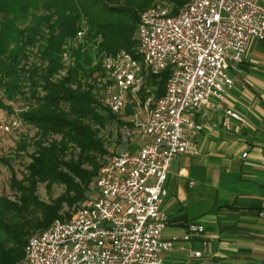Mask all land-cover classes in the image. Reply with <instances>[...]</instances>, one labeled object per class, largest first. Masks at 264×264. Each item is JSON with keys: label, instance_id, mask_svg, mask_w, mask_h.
<instances>
[{"label": "built area", "instance_id": "built-area-1", "mask_svg": "<svg viewBox=\"0 0 264 264\" xmlns=\"http://www.w3.org/2000/svg\"><path fill=\"white\" fill-rule=\"evenodd\" d=\"M79 28L75 43L83 40ZM264 37V0H156L139 14L135 53L122 48L102 52L98 60L100 100L112 112L126 106L144 108L146 117L123 123L121 137L142 138L123 146L99 168L97 191L69 217L55 218L30 235L17 264H178L163 252L188 249V261L202 255L188 242L202 234V222L191 220L181 234L164 236L167 217L161 208L164 180L173 157L195 154L191 138L203 128L196 119L200 105L222 102L233 85L230 67L243 60L251 38ZM169 68L164 91L156 95L149 73ZM243 121L226 107L222 125ZM16 116L4 131L20 127ZM245 154V153H244ZM153 177V180L150 178Z\"/></svg>", "mask_w": 264, "mask_h": 264}, {"label": "trees", "instance_id": "trees-1", "mask_svg": "<svg viewBox=\"0 0 264 264\" xmlns=\"http://www.w3.org/2000/svg\"><path fill=\"white\" fill-rule=\"evenodd\" d=\"M185 0H171L177 8ZM154 0H0V106L3 97L27 94L33 102L16 111L22 123L36 127L37 137H22L16 151L32 145L31 159L18 177L9 158L14 196L0 194V264H17L27 238L57 217H69L87 197L93 177L108 150L99 135L107 120L121 123L100 101L98 57L125 48L135 53L139 14ZM30 22H20L28 16ZM85 30L75 43L77 30ZM169 68L149 73L156 95L164 91ZM131 112L130 106L126 107ZM131 124L130 122H127ZM53 135H59L55 137ZM100 157L102 159L100 160ZM46 192L64 189L49 200ZM72 207L71 211L64 206Z\"/></svg>", "mask_w": 264, "mask_h": 264}, {"label": "crops", "instance_id": "crops-1", "mask_svg": "<svg viewBox=\"0 0 264 264\" xmlns=\"http://www.w3.org/2000/svg\"><path fill=\"white\" fill-rule=\"evenodd\" d=\"M230 72L233 85L224 101L211 99L195 113L203 122L191 138L197 152L178 154L168 166L163 235L185 232L191 220L205 226L187 244L202 255L189 262L188 249L175 247L163 252L170 262L264 264V37L250 39L243 60ZM226 107L244 120L222 125ZM141 141L137 136L129 146Z\"/></svg>", "mask_w": 264, "mask_h": 264}, {"label": "rangeland", "instance_id": "rangeland-1", "mask_svg": "<svg viewBox=\"0 0 264 264\" xmlns=\"http://www.w3.org/2000/svg\"><path fill=\"white\" fill-rule=\"evenodd\" d=\"M155 1L156 0H154V2ZM30 17L31 16L29 15L25 20L21 21L20 25L23 26L25 24H28L30 22ZM99 88H100L99 93L101 94V91H102L101 87L99 86ZM0 95H1V91H0ZM2 97L6 104H9L12 106L13 111L7 110L0 106V158L10 157L9 159L10 165L13 167V170L15 171L16 175L18 177H21L24 171L26 170V164L31 159L30 152L32 151V145H29L24 151L17 152L16 143L22 137L26 138L27 140H30L31 142L33 138L37 137V132H36L37 129L35 126L27 124V123H23L20 127L13 128L10 131H4L2 128L5 124L13 120V118L16 116L17 110L25 108L28 104L33 102V99L29 98L27 94L17 96L13 100L7 99L4 96ZM130 109H131V112H127L125 108L123 113L117 114L118 117L122 120L121 123H116V121L114 120H107L106 124L100 129L99 135L103 139V145L108 150V152L104 156V159L100 157V160L102 159L101 160L102 164H103V161L108 156H110L111 154H113L114 152L122 148L123 146H126V147L129 146L131 140L134 138L135 139L137 138L136 134H132V136L128 138L127 142L126 141L123 142L122 137H121V128L123 126V123L134 122L133 120L135 118L134 117L135 111H138L137 113L138 119H143L142 116L144 115V113H146V110L142 107L134 108L130 106ZM53 136L59 137V135H53ZM98 173H99V170L96 173V175L93 177V180H92L93 182L91 183L90 189L87 193L88 197L95 194L97 191L96 179H97ZM10 174H11L10 166L8 165V163H5L0 159V194L13 197L14 190L11 189L9 185ZM63 189H64L63 184L54 183L52 185L51 193L48 194L46 192L44 183H39L37 187V192L41 198L45 200H49L50 196H56ZM64 210L71 211L72 207L71 206L68 207L65 205Z\"/></svg>", "mask_w": 264, "mask_h": 264}]
</instances>
